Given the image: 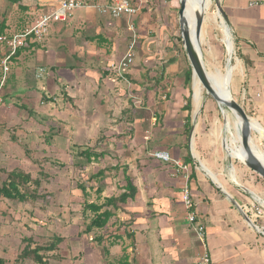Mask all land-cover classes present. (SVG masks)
<instances>
[{
    "label": "crops",
    "instance_id": "obj_1",
    "mask_svg": "<svg viewBox=\"0 0 264 264\" xmlns=\"http://www.w3.org/2000/svg\"><path fill=\"white\" fill-rule=\"evenodd\" d=\"M81 1L86 6L74 10L66 21L51 23L45 38L27 43L9 61V71L1 91L4 104H0V174L16 168L30 172L26 168L32 163L31 154L50 150L53 146L70 148V144L79 146L85 143L92 146L98 134L110 126V114L103 111L96 113L93 110L96 101L93 100L95 96L105 94L112 83L114 72L109 65L119 61L126 53L132 33L125 18L115 19L97 10L108 0ZM58 2L0 0V28H4L0 36L22 32L43 14L54 10ZM204 2L205 7L212 4V0ZM134 3L141 5L140 12L133 19L137 36L134 62L140 59L146 64L145 68L139 66V77H142L143 70L156 73V69L161 68V71L165 70L166 77L162 76L160 84L168 83V74L178 72L180 60L177 47H174L177 50L170 51L166 45V38L172 35L167 34V28L173 25L170 24L173 10L164 9L162 4H166L167 0H134ZM220 3L237 52L244 58V65L251 64L248 79L243 81L248 94L255 96L252 99L248 97L249 102L246 100L244 104L253 101L251 104L258 110V120L251 119L264 126V0H221ZM227 37L231 41V35ZM7 49V45L0 42L1 58ZM159 53L166 60L159 63V67L147 65ZM239 63L238 60L237 65L230 67L229 88L233 81L236 91L244 85L238 78H233ZM188 65L187 60L186 69ZM137 69L138 66L135 67ZM178 77L172 80L177 81ZM184 77L181 83L185 86ZM93 81L97 82V87L87 91L86 86ZM20 85L26 87H20V90ZM200 85L195 77L193 101L196 109L204 94ZM168 86L174 91L173 85ZM16 89L23 93H14ZM179 89L185 93L184 87ZM13 94L21 97L22 102H7ZM163 96L168 97V93ZM150 99L147 104L154 107L156 104L153 98ZM80 103L91 105L80 111L75 107ZM176 103L177 106H174L173 100L171 103L164 101V105L161 102L162 110L168 114L160 117L161 122L156 128L147 125L152 120L144 118L146 121H143L128 116L130 127L120 129L118 141L108 140V135L114 132L108 134L104 130L106 140L111 143L107 146L120 155V160L114 165L119 164L118 171L122 176L121 181L115 182L118 192H105L102 199L124 191L125 166L137 193L133 200L119 205L120 209L114 212L102 242L109 255L93 264H191L205 251L212 258V264H264V256L253 254L254 251L249 253L251 248L240 240L242 230L239 218L243 213L222 191L223 188L232 194L228 188L230 184L227 183L225 189L224 182L220 181L219 172L223 168L220 166L219 143L211 142L214 132L219 130V113L208 112L198 117V112L189 114L182 109L184 104L181 105L177 99ZM188 115L190 129L187 133L185 124ZM220 144L226 152L225 135ZM62 148L60 150L64 151ZM156 150L169 151L177 163L154 158L152 152ZM95 151L103 149L95 147ZM185 187L189 188L198 218L206 227V246L188 222V212L181 199ZM1 199L7 198L0 196ZM17 202L26 204L28 201H14ZM237 202L244 204L240 198ZM5 209L0 207L1 217L19 215L16 210ZM28 220L27 216L23 223L0 219V257L5 259V264L15 262L22 248V238L27 236L20 234L15 243V231L24 232L22 229L32 225V221ZM116 236L120 237L115 239Z\"/></svg>",
    "mask_w": 264,
    "mask_h": 264
},
{
    "label": "rangeland",
    "instance_id": "obj_2",
    "mask_svg": "<svg viewBox=\"0 0 264 264\" xmlns=\"http://www.w3.org/2000/svg\"><path fill=\"white\" fill-rule=\"evenodd\" d=\"M130 1L134 3V0ZM195 1L197 2V9L199 10L201 8L204 10V22L202 25L200 43L203 54L202 59L207 70H211L216 75L224 76L228 64V45L230 38L227 37L223 23L221 24V19L216 12V0H212L210 7H205L204 0ZM219 1L221 2V0ZM164 4L165 3L162 4L164 9L173 10V15L170 18L172 22L170 24L173 25L167 28L169 30L167 34L172 35L166 38V45L167 47L169 46L170 51L178 49L180 52V60L178 59L179 62L177 64L178 72L174 73L175 75L168 74V78L170 79L169 82L167 83V81H165L166 83L162 82L164 84H160L162 76L163 78L166 77L165 73H163L165 70L161 71V68L156 69V73L143 70L140 75L142 77H139L141 71L139 66L142 65L145 68L146 64H143L145 60H141V62L139 61L140 59H138L134 62V68L133 66L129 67L128 71H125L122 76H117L115 73H112L111 78L113 77V81L110 83L105 94L95 96L93 101H96V105L93 110H95L96 113L103 111L106 114H110L112 120L108 122L110 125L109 128L105 129L108 131V134L114 132V134L108 135V140L113 139L114 141L119 140L121 134L119 133L120 129L127 130V127H130L128 124V116L141 118L143 121H146L144 118L152 120L147 125L150 128H156L159 125V121L161 122L160 117H165L164 114H168V112H164L161 107V102L163 104L166 100H169L170 103L173 100L174 106H177L176 99L183 105L186 102V98L190 96L192 115L195 112H198V117L208 112L219 113V130L214 132V137L211 142L214 143L216 141L219 143L218 152L221 163L220 166L223 168V171L219 172L221 173L220 181L224 182V188L227 183L230 184L228 188L232 193V197L234 196L233 198L234 200L236 199V201L240 198L241 201L244 202V204H241L243 205L241 206L242 210L244 208L251 221L257 226L249 225L247 220H243L246 219L243 213V216L239 218V226H241L242 230L240 240H243L246 246L251 248L249 253L254 251L253 254L264 256V178L244 164L247 152L242 146V143L237 139V133L234 130L233 114L227 110L228 108L225 106L222 107V111L225 115L224 117L217 101L210 94L205 93L202 85H200V91L204 94L199 107L196 109L193 101L192 80L189 86H184V84L181 83L184 77L183 70L186 69L188 59L180 37L181 33L178 16L179 1L167 0V3ZM223 20H225V18H223ZM225 22L227 23L226 20ZM224 25L226 24L224 23ZM228 31H230V29ZM230 35L233 41V36L231 33L229 36ZM179 37L180 39H178ZM174 47H177V49ZM160 55L159 53L158 56L154 58L155 60H152L149 64L147 63V65L155 64V66L159 67V63L166 60V57L164 58ZM241 57V54L237 52V48L233 43V54L231 64H229L228 68L230 69L231 65H237L239 60L240 63L234 70L233 78H238L243 84L245 82L243 80L248 79V75L251 72L248 68L251 67V64L247 62L250 66L244 65V58ZM136 66H138L137 70H135ZM175 76H179V80L173 81L175 79L172 80V78ZM113 82L115 84H113ZM135 84L137 85L135 86ZM169 84L173 85L174 91H172V88H169ZM180 86L184 87V94L183 91L179 89ZM20 87H26V85H20L19 89L21 90ZM86 87L87 91L91 88L94 89V87H97V82H89ZM239 88V92L233 89V81L231 82L230 89L233 98L243 105L249 117L258 120V110L251 104L253 101H250L251 105L248 103L244 104L248 97L252 99L255 95L252 97L248 94L245 83ZM164 89L165 91H162ZM257 92L260 93L261 91ZM14 93L22 94L23 92L16 89ZM166 93H168V97L165 98L163 95ZM9 98L6 100L9 103L14 101H18V103L22 102L21 97H16V94H13V96ZM64 98H66V96ZM150 98H153L156 104L154 107L149 106L150 103L147 104ZM2 101L1 104H4V100ZM246 102L249 101L247 100ZM90 105L80 103L79 105H75V107L77 110L82 111L84 108L88 109ZM22 112L25 111L22 110ZM85 119L87 121V118ZM259 125L263 127V125L256 120L252 121L251 135L264 153V140L260 139L256 130L259 128ZM105 129L98 134L97 141L92 145V147H101L103 151L107 153L104 158H100L99 161L94 163H86L85 158L77 155L79 150L78 145L72 146V144H70V148H58L53 146L54 148L50 147V150L34 152L31 154L32 163H29L26 170L30 171L29 173L32 175L33 180L37 179L41 183L38 187L31 185L32 188L37 189L39 199L34 203L27 202L26 204L14 203V201L7 199L0 200L1 208H6L5 210L11 208L12 210H16V214L19 213V215H21H16V217L9 215L11 218H9V216L1 217V215V220L23 223L27 216V218H29L28 221H32V225L26 230L22 229L24 232L19 230L15 231V235H17L15 236V243L18 242L20 234L32 236L36 242L42 244L49 243L53 235L64 237L61 249L55 253L56 257L50 259L51 264H93L96 262L98 263L101 257L105 259L104 256L109 255V253L106 254L104 252V247H106L105 243H92L96 242L93 238L95 235H106V232L104 233L105 230H96L94 233V229L92 233H84L85 226L90 222L92 213L87 212V214H83L82 209L85 201L102 203V201H104L102 196L105 192L106 194L118 192V186L115 185V182L119 179V181H121L120 177L122 175L119 173L120 171L114 169V164L116 161L120 160V155L118 156L119 153L115 152L111 146H107L111 143L106 140L107 136L104 134ZM224 135L225 144L227 146L226 152L220 144V140ZM51 143L52 142H50V144ZM79 146L84 148L89 145L85 143ZM56 148H58V150H56ZM60 148L64 149V151H61ZM108 150L110 152H108ZM78 162L82 163V167L78 168L75 166ZM101 168H106L107 173L100 178L91 180L89 177ZM5 178L6 173H1L0 185L5 181ZM78 186H84L88 195L85 196ZM98 187L102 188L99 199L96 193ZM252 208L254 211H251ZM255 208L260 209L261 213L259 214L258 211L255 212ZM5 214L6 213H3V215ZM255 214H257V216ZM52 253L54 252L49 254ZM23 264L34 263L28 261Z\"/></svg>",
    "mask_w": 264,
    "mask_h": 264
},
{
    "label": "trees",
    "instance_id": "obj_3",
    "mask_svg": "<svg viewBox=\"0 0 264 264\" xmlns=\"http://www.w3.org/2000/svg\"><path fill=\"white\" fill-rule=\"evenodd\" d=\"M17 1V0H14ZM225 20L227 19L224 15ZM4 28L1 27L0 31L3 32ZM180 39V37L178 38ZM22 48V47H21ZM19 48V49H21ZM19 49L16 51L15 55L18 54ZM14 55V56H15ZM0 57V62H1ZM247 60V59H246ZM173 61V60H169ZM2 75V70L0 66V79ZM162 79V78H161ZM185 85L189 86V83H191L192 80V71L191 67L188 65L187 69L185 70V77H184ZM203 91L205 89L203 88ZM192 103H191V97L188 96L186 98L185 104L182 106V109L191 112ZM187 122H186V132H189L190 125L187 124L190 121V116H187ZM189 126V127H188ZM264 127V126H263ZM78 153L77 155L79 157H83L86 160V163H94L99 161L100 158H104L107 153L104 151L98 152L95 151V147H89L86 146L84 148L78 146ZM76 167H82V163L78 162L75 164ZM114 169L117 171L120 169L119 164L114 166ZM107 170L106 168H101L94 174H92L89 178L92 180L94 178H100L106 174ZM7 177L5 181L0 185V196L7 198L9 200L13 201H19V202H30L34 203L39 199V195L36 188H32L31 185H35V187H38L41 183L39 180L35 179L33 180L32 175L29 172H25L21 169H14L12 171H6ZM123 174H124V191L121 192L119 195H109L104 197V201L102 203L97 202H84L83 204V214H87V212L92 213V216L90 218V222L86 224L84 233L88 234L93 232L94 229L98 230H105L108 223L114 216V212L118 209H120L121 204H126L130 200H133L137 193V187L133 182L132 176L128 174V167L125 166L123 168ZM85 196H87V192L84 186H78ZM97 198L101 196L102 188L98 187L96 189ZM107 230V229H106ZM120 236H116L115 239H118ZM97 243L103 242L104 235H98L94 238ZM64 241V237L60 235H53L52 239L49 243H39L36 242V240L32 236H24L22 238V248L19 251L14 264H23L28 261H32L34 264H50V259L55 258V253L60 250V244ZM113 244L114 242H110ZM51 252H54L52 254H49ZM104 252L108 254V250L106 247H104ZM212 260V258H211ZM6 261L4 258L0 257V264H5Z\"/></svg>",
    "mask_w": 264,
    "mask_h": 264
},
{
    "label": "built area",
    "instance_id": "obj_4",
    "mask_svg": "<svg viewBox=\"0 0 264 264\" xmlns=\"http://www.w3.org/2000/svg\"><path fill=\"white\" fill-rule=\"evenodd\" d=\"M255 4L257 3L255 2ZM84 6L86 5L81 0H59L54 10L43 14L38 20L35 21V23L27 26L22 32L10 36H0V42L5 43L8 47L0 62L2 70L0 79V104L2 101V86L5 83L6 76L9 71V61L15 55L16 51L19 48L26 46L29 42L42 40L47 36L51 23L66 21L72 15L73 10ZM140 9V4L132 3L130 0H108L105 4L99 5L97 7V10L101 14L108 15L115 19L125 18L127 27L132 33V41L128 45L126 53L119 61L109 65V69L112 70L117 76H122L125 71L127 72L128 68L134 62L137 36L133 19L138 15ZM152 156L166 162L175 161L171 157L170 152L167 150H156L152 152ZM175 162L177 163V161ZM181 199L188 212V222L193 226L196 236L200 242L203 244V246H206V227L198 218V213L195 209V203L191 198V193L188 187H185L182 190ZM251 211H254L253 208ZM257 211L259 214L261 213L260 209L255 208V212ZM255 215L257 216V214ZM191 264H212V260L210 255L205 251Z\"/></svg>",
    "mask_w": 264,
    "mask_h": 264
},
{
    "label": "water",
    "instance_id": "obj_5",
    "mask_svg": "<svg viewBox=\"0 0 264 264\" xmlns=\"http://www.w3.org/2000/svg\"><path fill=\"white\" fill-rule=\"evenodd\" d=\"M179 1V26H180V37L183 43L184 50L186 52L187 59L189 61L191 71H192V85L195 77H198L207 93L210 94L219 104L222 115L225 117L222 111V105L226 108L233 109L237 112V114L242 119V125L240 127V135L242 146L247 152L246 159L244 164L254 172L258 173L260 176L264 178V165L260 161V159L254 154L252 148L250 146V142L252 141V121L251 117L247 114L243 105L236 101L233 97H231V91L228 87V95H221L213 86L211 79L208 77V72L206 70L204 61L202 59V51L200 47L201 37H202V25L204 22V10L199 9L195 15V28L193 31H190L188 23L186 22L185 16V8L187 0H178ZM216 8L217 12L220 14L222 18H224V13L221 7V3L219 0H216ZM225 22V20H224ZM226 23V22H225ZM227 24V23H226ZM228 26V25H227ZM229 28V27H228ZM231 56L227 59V62L231 64ZM222 191L224 194L231 200V202L236 205L250 225L257 227L249 218V216L242 210L241 205L238 204L236 200L223 188Z\"/></svg>",
    "mask_w": 264,
    "mask_h": 264
},
{
    "label": "bare ground",
    "instance_id": "obj_6",
    "mask_svg": "<svg viewBox=\"0 0 264 264\" xmlns=\"http://www.w3.org/2000/svg\"><path fill=\"white\" fill-rule=\"evenodd\" d=\"M198 12L197 9V2L195 0H187L186 2V8H185V20L188 23L189 29L190 31H193L195 28V15ZM217 12V11H216ZM218 16L221 19V24L223 23L224 26V31L227 35L230 34V31L227 24L224 22L223 18L220 16V14L217 12ZM224 23L226 25H224ZM227 26V27H226ZM232 54H233V41L231 39V41L229 40V45H228V58L231 56L232 58ZM206 67V65H205ZM229 65H227L226 70H225V76H220V75H216L215 73H213L211 70H207L208 72V77L211 79L213 86L215 87V89L221 94V95H228V87H229V83H230V69L228 68ZM211 71V72H210ZM198 78V77H197ZM199 80V79H198ZM200 81V80H199ZM201 83V82H200ZM202 85V83H201ZM202 87L204 88V86L202 85ZM205 89V88H204ZM206 91V89H205ZM207 92V91H206ZM232 97V96H231ZM222 107H224L222 105ZM231 114H233V121H234V130L237 133V139L239 142H241V135H240V127L243 124L242 123V119L241 117L237 114V112L233 109L228 108L227 109ZM229 117V116H228ZM230 121V120H229ZM251 121H254L253 119H251ZM238 124V125H237ZM255 130V129H253ZM257 133L260 137V139L264 140V128L259 125V128L256 129ZM242 143V142H241ZM255 142L254 138L252 137V141L250 142V146L252 148V151L254 152V154L260 159V161L263 163L264 165V153L262 152V150L258 147V143Z\"/></svg>",
    "mask_w": 264,
    "mask_h": 264
}]
</instances>
